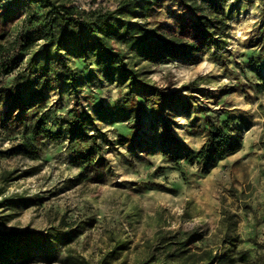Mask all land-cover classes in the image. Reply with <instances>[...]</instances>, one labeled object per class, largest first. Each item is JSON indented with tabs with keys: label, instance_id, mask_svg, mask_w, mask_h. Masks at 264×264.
<instances>
[{
	"label": "rangeland",
	"instance_id": "obj_1",
	"mask_svg": "<svg viewBox=\"0 0 264 264\" xmlns=\"http://www.w3.org/2000/svg\"><path fill=\"white\" fill-rule=\"evenodd\" d=\"M64 1L86 11L112 9L117 3ZM189 17L179 2L165 0L140 19L150 27L192 39L197 35ZM21 18L0 25V32L13 39ZM227 22L219 51L211 46L194 60L137 67L140 77L165 92L191 83L180 88L179 100L166 108L145 102L135 88L142 108L124 112L120 104L127 82L117 75H104L91 54V64L85 66L72 46L63 53L82 74L76 96L66 87L50 84L25 110L8 111L0 100V149L7 153L0 156V201L13 194L38 192L44 197L26 208L0 207V230L39 231L65 223L76 228L69 248L90 264H101L118 241L125 249L106 264H139L146 256L147 241L159 229H194L202 239L193 248H219L221 212L227 210L237 219V247L253 256L264 255V91L254 89L264 77V1L240 0ZM73 105L87 113L89 122L105 135L104 176L99 180L90 166L73 161L75 144L67 134L56 141L26 136L37 147V157L12 152L24 140L22 122L31 124L41 114L47 117L44 129L64 131V118ZM226 118L229 134L241 139L237 152L206 169L185 157L194 155L206 141V119L220 123ZM87 129V133L92 130ZM179 149L183 153L176 160L173 151ZM8 172L12 174L4 179ZM49 255H56L57 260L37 259L29 264H64V248Z\"/></svg>",
	"mask_w": 264,
	"mask_h": 264
},
{
	"label": "trees",
	"instance_id": "obj_2",
	"mask_svg": "<svg viewBox=\"0 0 264 264\" xmlns=\"http://www.w3.org/2000/svg\"><path fill=\"white\" fill-rule=\"evenodd\" d=\"M163 1L117 0L112 9L98 7L86 11L64 0H0V25L12 24L22 16L13 39H7L6 33L0 32V100L5 101L8 111L16 108L25 110L31 102L43 96L44 88L50 84L66 87L76 96L82 74L63 53L72 46L85 66L91 64V54L104 75H117L119 80L127 82L120 104L124 112L142 108L140 103L143 101L136 97L135 88L142 93L145 102L153 101L160 108H166L170 102L179 100L180 88H188L191 83L176 91L165 92L140 77L137 67L141 63L194 60L197 54L210 50L211 46L219 51L221 37L229 27L228 16L234 7H238L240 0H175L190 15L189 20L197 35L192 39L168 33L161 27H150L146 20L140 19ZM257 70L260 71L259 67ZM10 74L11 78L8 77ZM91 75L88 70L87 77L91 78ZM254 89L264 91V77ZM117 114H121L119 110ZM46 118L40 114L31 124L22 122L25 137L17 148L13 147L12 152L37 157V147L26 136L41 135L46 140L56 141L67 134L75 144L73 161L90 166L97 180L103 178L105 158L102 148L107 141L93 122H89V115L73 105L64 118V131L44 129ZM88 126L92 128L90 133H87ZM203 130L206 141L194 155L185 157L201 163L204 169L241 147V139L229 134L228 118L220 123L206 119ZM179 150L173 151L176 160L183 153ZM6 154L0 149V156ZM10 174L12 172L4 173L3 178L7 179ZM2 193L0 190V195ZM42 200L44 197L38 192L13 194L2 198L0 207L26 208ZM221 214L223 233L219 248H193L192 245L202 239V234L194 229H159L147 241L146 256L139 264H264V255L253 256L247 249L237 247L235 215L227 210H222ZM75 236L76 228L65 223L39 231L29 228L0 230V264L57 260L56 255L50 257L49 254L61 247L64 248L65 256L61 259L64 264H90L85 257L69 248ZM124 249L125 244L118 241L103 257L101 264H106L107 259L116 257Z\"/></svg>",
	"mask_w": 264,
	"mask_h": 264
}]
</instances>
